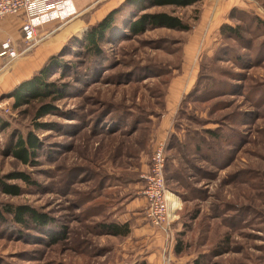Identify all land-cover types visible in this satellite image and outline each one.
Here are the masks:
<instances>
[{
    "label": "rangeland",
    "instance_id": "obj_1",
    "mask_svg": "<svg viewBox=\"0 0 264 264\" xmlns=\"http://www.w3.org/2000/svg\"><path fill=\"white\" fill-rule=\"evenodd\" d=\"M104 1L76 10L63 34L59 28L54 32L60 20L40 26L34 44L16 59L20 77L28 79L46 64L51 47L62 66H54L47 81L62 99L15 108L11 90L0 96V116L10 124L0 129V182L21 189L13 196L0 188V264H264V34H255L251 18L242 23L230 16L235 8L233 13L264 19V0L148 8L143 12L177 15L190 29L126 32L104 44L105 59L93 64L96 58L83 49L85 31L77 27L98 21L120 0L106 6ZM225 20L242 23L248 41L223 37L219 26ZM19 44L21 50L28 46ZM214 54L222 60H211ZM201 65L200 82L191 96L181 98L172 125L187 146L168 151L185 179L164 172L175 195H170V228L163 230L168 237L162 246H151L135 234L126 205L142 188L141 174L159 140L154 133L167 113L168 90L179 82L175 89L181 95L182 81L194 79ZM224 82L230 86L222 92ZM50 102L56 109L37 118ZM208 129L222 137L211 139L215 151L200 144ZM20 133L39 139L31 163L11 153L10 141ZM9 205L32 206L52 220L42 228L19 226L6 210ZM110 219L127 220L131 232L99 231V223ZM179 240L184 250L176 254Z\"/></svg>",
    "mask_w": 264,
    "mask_h": 264
},
{
    "label": "trees",
    "instance_id": "obj_2",
    "mask_svg": "<svg viewBox=\"0 0 264 264\" xmlns=\"http://www.w3.org/2000/svg\"><path fill=\"white\" fill-rule=\"evenodd\" d=\"M199 1L200 0H121L117 5L115 4L114 7L111 8L101 19L88 26V28L84 32L83 49L94 55L93 58H96L93 60L94 64L98 59H105L106 53L104 44L115 41V39H117V37L119 36H126V32L129 33L127 35L138 36L144 34L150 29L156 28L187 31L190 29V25L184 22L183 19L177 15L166 11L155 13H145L143 11L152 7H187ZM234 9L235 8L230 10L231 17H235L237 15L242 23L246 21L245 19L251 18L252 22L256 25L255 27L257 28L255 30V34H259L261 32L264 34V19L262 17L254 14H252L250 17L246 14V16H248L246 17L244 14L239 12L233 13L235 11ZM239 14L243 16L240 17ZM242 23H223L220 26L219 31L223 37L233 38L234 40L241 42L242 40L246 39L243 34L247 30L246 27L241 25ZM248 28L250 29L251 27L248 26ZM245 47L251 50L249 45H245ZM211 60H222V57H220V55L214 54V57H212ZM234 62L238 61L234 60ZM54 66H62V59L60 58V55H50V57L47 59L46 64H44L42 68L38 69L30 78L21 81L10 92H8V96L13 98V105L15 108H20L22 106L28 105L35 100L48 101L50 98H52L54 102V100H60L63 98V93L59 89L53 87L47 81L48 75L50 74V71ZM91 68L94 69L95 65H92ZM202 69L203 67L201 65V69L199 68L198 71L195 86L187 94L188 96H191L194 90H196L200 82ZM235 75L236 73L231 74L232 77H236ZM224 83H226L225 87H223ZM224 83L220 84L222 92H224L223 88H226L229 85V83L227 82ZM233 86L235 87V85ZM244 89L246 90V87L240 86L239 92L241 93V95H247ZM55 109L56 108L53 103H47L42 108V110L38 112L37 118L45 116L53 112ZM38 124L39 123H36V125ZM9 125L10 124L4 121L0 116V129H2V131H6L9 128ZM206 132L207 134L202 132L204 135L199 137L200 144H207L210 150L213 149V151H215L212 140H218L219 138L222 139V137L214 129H208ZM192 134L196 135L197 133ZM187 137L190 136L188 135ZM191 139L194 140L196 138L194 137ZM10 143V145L12 146L11 153L13 154V156L20 159L23 163L33 162V156L36 155L37 151L40 148L39 139L35 134H27L26 136L21 133L17 134L15 137V141H10ZM186 146V139H180L178 137V134L174 131L169 132L165 145V172L166 169L169 172L171 171L170 177L177 179V181H182L181 178L185 179V177L181 176L180 173L177 172V168L174 167L175 156L172 153L168 154V151L174 148L184 149V147ZM195 148L200 149V145ZM207 160L211 162L212 159L207 155ZM20 177L26 182H32L31 178L25 174L20 175ZM0 188L3 189L4 193L13 196H18L21 193L20 187L8 185L2 182H0ZM6 210L9 214L12 215L14 223L22 227H29L32 225L34 227L42 228L45 225L49 224V222L52 220L47 214L41 213L36 208L28 205H9L6 207ZM97 214L100 215L99 212ZM101 222L102 223H99V231H102L103 233L115 236H126L131 232L129 222H118L112 219ZM55 240L56 239H54V241ZM183 250L184 243L182 240H179L175 247V252L176 254H180L183 252Z\"/></svg>",
    "mask_w": 264,
    "mask_h": 264
},
{
    "label": "built area",
    "instance_id": "obj_3",
    "mask_svg": "<svg viewBox=\"0 0 264 264\" xmlns=\"http://www.w3.org/2000/svg\"><path fill=\"white\" fill-rule=\"evenodd\" d=\"M77 0H0V21L7 16L21 18L20 39L3 34L0 28V49L6 64L19 58L34 44L37 30L53 20L66 23L76 14ZM19 41L28 44L21 50ZM165 141L158 140L153 148L148 170L141 174L143 182L139 194L145 200V217L148 222L165 232L170 228V204L165 183Z\"/></svg>",
    "mask_w": 264,
    "mask_h": 264
},
{
    "label": "crops",
    "instance_id": "obj_4",
    "mask_svg": "<svg viewBox=\"0 0 264 264\" xmlns=\"http://www.w3.org/2000/svg\"><path fill=\"white\" fill-rule=\"evenodd\" d=\"M92 2H93V0H77L76 3H75V6H76V9L78 10V9H80V7L87 6L90 3H92ZM111 2H108V0H105L104 1V5L106 6L109 3H111ZM113 3L114 4L108 10H106L105 13H103L102 16H104L111 8L114 7L116 2L114 1ZM91 8H93V7H91ZM76 19H77V17L73 18V20H76ZM226 22H228V21H226V20L223 21V23H226ZM21 23L22 22H21V18L20 17H18V16H7V17H5L4 19H2L0 21V28L3 30L2 32H3L4 35L7 34V35H11L12 37H14L16 39H20ZM51 23H54V22H50L47 25H51ZM223 23H220V26ZM66 24L67 23H62L60 26H57L55 28L54 32H56L57 30L61 29V33L62 34L65 33L67 31V29H64ZM78 25L79 26L77 28H81L82 29L81 31H85L87 26H88L85 22H83L81 24H78ZM220 26H219V30H220ZM62 28H63V30H62ZM199 32L201 33L203 31H199ZM20 42L21 41H19V43ZM48 49H49L47 51L48 54L46 56L51 55L53 52H55L49 46H48ZM17 60L16 59L12 60L8 64H6L5 56H4L3 52L0 49V96L5 94V93H7L10 90H12L17 84H19L21 82V80L25 79L24 75L22 77H20L21 65H19V62ZM198 71H199V69L197 70V74H196V71H195L194 79L190 78V79H184L182 81V85L181 86H183V88H182V94L181 95L177 96L176 95L177 90L175 89L176 87L180 86V85H178L179 82H175L174 83L175 85H173L172 89L168 90V96H169L170 99H167V102H168V104H167V113H165V115L161 119L159 127L155 130V133H154L155 136L159 140L160 139L161 140H166L169 132H171L173 130V126L172 125H173V121H174L175 115L177 114V112L179 110V107H178L179 106V102H181V98L185 97V95H187L191 91V89L195 86V83H196V80H197V76H198ZM189 74H192V72H189ZM189 84H190V86H189ZM187 86H189V88H187L188 90L185 92V90H186L185 87H187ZM168 96H167V98H168ZM170 195H174V194L170 193ZM145 205H146L145 200L143 199V197L140 194H138L137 196L133 197V199H131L129 204L126 205V208H127L128 212H129L128 214L130 216H132L131 217L132 218V222L135 221L134 225H133L135 227L134 229L136 231L135 234H137L138 236H142L140 238V241L145 242V244L148 242L151 246H153L154 243L157 244V243L161 242L162 243L161 246H162L168 236L163 230L152 226L148 222V220L146 219L145 213L144 212L141 213V210L145 209L144 208ZM130 206H132V207H130ZM125 221H127V220H125ZM157 251H159V250H157ZM147 255H148V253H147ZM147 257H146V259H147Z\"/></svg>",
    "mask_w": 264,
    "mask_h": 264
},
{
    "label": "bare ground",
    "instance_id": "obj_5",
    "mask_svg": "<svg viewBox=\"0 0 264 264\" xmlns=\"http://www.w3.org/2000/svg\"><path fill=\"white\" fill-rule=\"evenodd\" d=\"M167 199H168V202H169V204L171 206V202L172 201H171V197H170V192L169 191L167 192ZM171 209H173L172 206H171Z\"/></svg>",
    "mask_w": 264,
    "mask_h": 264
}]
</instances>
